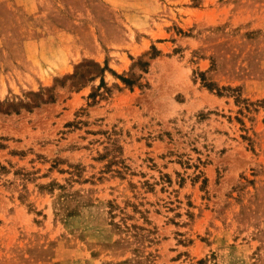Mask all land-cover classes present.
I'll list each match as a JSON object with an SVG mask.
<instances>
[{
	"label": "rangeland",
	"instance_id": "1",
	"mask_svg": "<svg viewBox=\"0 0 264 264\" xmlns=\"http://www.w3.org/2000/svg\"><path fill=\"white\" fill-rule=\"evenodd\" d=\"M0 264H264V0H0Z\"/></svg>",
	"mask_w": 264,
	"mask_h": 264
},
{
	"label": "trees",
	"instance_id": "2",
	"mask_svg": "<svg viewBox=\"0 0 264 264\" xmlns=\"http://www.w3.org/2000/svg\"><path fill=\"white\" fill-rule=\"evenodd\" d=\"M104 70V69H103ZM124 81V80H123Z\"/></svg>",
	"mask_w": 264,
	"mask_h": 264
}]
</instances>
